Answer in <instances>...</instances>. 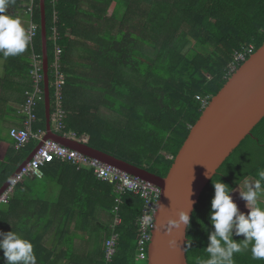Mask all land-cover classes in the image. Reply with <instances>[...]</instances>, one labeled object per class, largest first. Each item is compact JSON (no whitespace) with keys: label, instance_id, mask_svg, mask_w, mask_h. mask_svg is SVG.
I'll list each match as a JSON object with an SVG mask.
<instances>
[{"label":"trees","instance_id":"16d2710c","mask_svg":"<svg viewBox=\"0 0 264 264\" xmlns=\"http://www.w3.org/2000/svg\"><path fill=\"white\" fill-rule=\"evenodd\" d=\"M28 1H33L32 18L39 25L33 47L42 53L40 0H15L11 9L29 15L24 5ZM45 1L50 61L54 28L62 48L66 130L87 139L94 148L162 176L169 172L202 114L203 102L197 96L210 101L232 74L230 65L236 53L250 47L256 51L264 42V0ZM26 63L30 78L31 61ZM111 111L117 116H109ZM263 122L264 118L203 190L188 228V264L208 258L213 183L221 180L234 192L243 180H256L258 171L264 170L263 134L257 133ZM35 127L46 128L44 101L38 107ZM38 144L31 140L22 149L15 147L9 152L14 158L11 162L19 166ZM47 172H54L57 181L61 173L73 174L74 183H64L67 191L60 202L66 207L65 219L76 218V225L59 227L55 241L47 246L40 231L52 230L51 222L44 228L10 224L11 211L2 209L11 204L20 181L0 207V231H14L30 240L37 264H148V254L138 257L141 196L121 195V223L114 226L113 209L119 194L113 184L98 179L90 169L59 159L44 167L43 176ZM4 181L0 178V187ZM113 234L118 235L116 251L108 257L107 242ZM148 247L149 243L147 253ZM250 247L234 255V264H264L252 258ZM0 264H4L3 250Z\"/></svg>","mask_w":264,"mask_h":264},{"label":"water","instance_id":"95a60500","mask_svg":"<svg viewBox=\"0 0 264 264\" xmlns=\"http://www.w3.org/2000/svg\"><path fill=\"white\" fill-rule=\"evenodd\" d=\"M40 9L45 73V116L48 131L45 139L55 140L160 186L162 194L154 217L155 225L148 247V264H188L186 246L189 226L181 224L179 227H173L169 233L166 228L167 222L169 218L178 219L181 210L188 211L191 221L200 196L209 181L264 118V42L232 72L221 89L203 108L169 172L162 176L143 166L94 148L86 141L69 138L52 130L45 0H40ZM41 145L42 142L35 149ZM32 154H29L21 166L29 161ZM19 170L0 188V194ZM171 240L176 242L175 247L170 245Z\"/></svg>","mask_w":264,"mask_h":264},{"label":"built area","instance_id":"2783aa9c","mask_svg":"<svg viewBox=\"0 0 264 264\" xmlns=\"http://www.w3.org/2000/svg\"><path fill=\"white\" fill-rule=\"evenodd\" d=\"M33 5L29 8L31 15L29 21L28 32L31 35V45L37 37L39 25L32 18ZM54 42V57L49 61V76H50V95H51V125L52 129L64 136L77 138L72 130H66L67 110L65 108L64 87L66 84V74L63 70L61 61L62 48L58 44V31L54 28L52 36ZM253 47L244 48L235 55L234 61L231 63V72H234L238 66L244 62L252 53ZM30 78L31 86L26 90V100L23 105V112L26 114L24 125L21 127L14 126L10 129L9 134L14 145L18 149L24 148L31 140L42 142L38 149L33 150V154L29 161L24 163L16 177L0 194V207L7 203L16 185L26 177L43 176L44 167L55 159L65 161L75 165L77 168H87L93 171L94 175L104 181L114 185L119 196L116 198L114 226L121 223L119 209L122 203L121 195L132 192L135 195L141 196L144 202L143 213L139 217V225L141 228V238L139 241L138 257L143 259L147 257L145 248L150 242L152 231L155 225L154 217L158 209L159 199L162 193L161 187L145 181L142 178L133 176L132 174L123 171L111 164L105 163L97 158H93L77 149L63 145L55 140L45 139L47 134L46 128H36L35 124L38 121V107L45 100V73H44V57L43 54L37 51L32 52L30 63ZM203 102V108L209 101L197 96ZM117 234H113L107 242V256L111 257L116 251Z\"/></svg>","mask_w":264,"mask_h":264},{"label":"clouds","instance_id":"9594fccd","mask_svg":"<svg viewBox=\"0 0 264 264\" xmlns=\"http://www.w3.org/2000/svg\"><path fill=\"white\" fill-rule=\"evenodd\" d=\"M14 3L15 0H0V54L5 58L24 53L32 39L21 18L9 11ZM31 5L34 6L33 1L28 8ZM213 186L214 196L209 216L213 230L208 234V258L197 259L196 264H234V255L248 250L249 246L252 258L264 261V203L260 201L261 195H264V170L258 171V179L245 183L246 190L242 191L239 187L247 213L241 211L233 200V189L228 184L220 180L213 183ZM181 224L190 226L188 211L181 210L178 219L169 218L167 231L171 233L173 227ZM234 236H243V239L236 240ZM169 243L176 246L174 240ZM0 250H3L4 264H37L31 241L14 231H0Z\"/></svg>","mask_w":264,"mask_h":264},{"label":"crops","instance_id":"0c3cea01","mask_svg":"<svg viewBox=\"0 0 264 264\" xmlns=\"http://www.w3.org/2000/svg\"><path fill=\"white\" fill-rule=\"evenodd\" d=\"M31 3L32 1H28L24 5L29 7ZM9 11L19 16L24 22L26 30H28L30 17L27 12L21 11L17 13L12 9H9ZM33 51L34 47L30 43V47L28 46L25 52L20 55L9 56L11 58L8 57L6 59L0 54V178L5 179L2 186L19 170L21 164L27 160L23 161L19 166L11 162L14 158L10 153L14 150L15 145L9 131L14 126H23L26 119L23 105L26 100L25 92L31 86V78L26 72V62L28 60L31 61ZM76 139L82 140V138ZM83 141H87V139H83ZM54 178V172H47L43 177L31 176L24 178L17 185L16 191L11 198V204L5 205L2 209L5 212L11 211L9 212L10 224L16 222L21 227L32 228L41 226L44 228L51 222L52 230L40 231L43 244L47 246H51V243L55 241L54 236L58 233L57 229L59 227L76 225V218L69 222L65 219L64 210L66 207L64 208L65 205L60 202L61 195L67 191L64 183L66 182L67 185H70L74 183L73 179L75 178H73L72 173L70 175L61 173L58 181L54 180ZM248 181L254 180L247 178L238 187L242 191L246 190L245 183ZM260 201L264 203V195H261ZM243 202L245 203L244 200ZM56 204L59 206L58 210ZM242 209L247 210L245 205H243ZM1 217L2 215L0 214Z\"/></svg>","mask_w":264,"mask_h":264},{"label":"rangeland","instance_id":"374dc122","mask_svg":"<svg viewBox=\"0 0 264 264\" xmlns=\"http://www.w3.org/2000/svg\"><path fill=\"white\" fill-rule=\"evenodd\" d=\"M113 10H114V5H112L111 7H110V9L108 10V14L109 15H112V13H113ZM209 101V100H208ZM208 105V103L205 105V107ZM65 108H66V110H67V107H66V104H65ZM111 115H114V116H117L115 113H113L112 111H111V113H110V115L109 116H111ZM258 132L257 133H259V135H260V133H262L263 135L262 136H260V139L263 141V143H264V122L259 126V128H258ZM33 152V151H32ZM249 179H252V178H249ZM241 189V188H240ZM232 198H233V200L237 203V205H238V207L241 209V207H243V205H245V203L243 202V199H241V197H240V194H239V187H237L236 188V190L232 193ZM243 212H245V213H247L248 212V209L247 210H242Z\"/></svg>","mask_w":264,"mask_h":264}]
</instances>
